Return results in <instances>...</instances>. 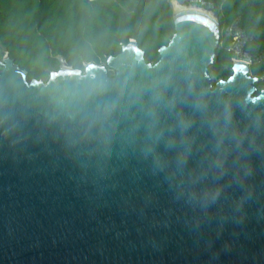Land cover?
I'll use <instances>...</instances> for the list:
<instances>
[{"label": "water", "instance_id": "1", "mask_svg": "<svg viewBox=\"0 0 264 264\" xmlns=\"http://www.w3.org/2000/svg\"><path fill=\"white\" fill-rule=\"evenodd\" d=\"M169 3L156 63L131 40L43 81L4 50L0 264H264V54L214 84L216 0Z\"/></svg>", "mask_w": 264, "mask_h": 264}, {"label": "trees", "instance_id": "2", "mask_svg": "<svg viewBox=\"0 0 264 264\" xmlns=\"http://www.w3.org/2000/svg\"><path fill=\"white\" fill-rule=\"evenodd\" d=\"M213 11L223 31L239 18V27L252 38L246 49L254 56L264 54V0H216ZM174 34L169 0H0V58L8 49L29 79L48 78V70L60 66L58 55L82 71L85 63L101 65L131 40L145 51L147 62L156 63ZM232 43L233 37L222 32L210 67L214 84L233 74ZM254 66L250 69L260 79L256 84L260 91L264 57Z\"/></svg>", "mask_w": 264, "mask_h": 264}, {"label": "rangeland", "instance_id": "3", "mask_svg": "<svg viewBox=\"0 0 264 264\" xmlns=\"http://www.w3.org/2000/svg\"><path fill=\"white\" fill-rule=\"evenodd\" d=\"M197 8H199V7H197ZM201 9H203V10H207L208 12H210L212 15H214V16H216L215 15V13H214V11H213V9H209V8H206V7H200ZM226 30L227 29H225L224 31H223V33L224 34H226ZM230 36H232V35H230ZM234 36V38H233V43H232V45L230 46V49L232 50V51H234L235 50V53L237 52L238 54L240 53L239 51H237L236 50V47H238V42H240V37H239V35H237V34H235V35H233ZM223 41H225V38L223 37ZM242 45L243 46H245L246 45V41H243L242 42ZM237 55V54H236ZM5 56V55H4ZM3 56V57H4ZM2 57V58H3ZM236 60H245V59H241V58H235V61ZM245 61H247L249 64H251L252 62L250 61V60H245ZM89 64V63H88ZM87 63H85L84 64V67H85V69H86V66L88 65ZM60 65H61V63H60ZM101 65H106L107 66V63L105 62V61H102V63H101ZM254 65H256V64H251L250 66H254ZM58 67H60V66H58ZM254 67H256V66H254ZM56 69H58V68H50L48 71V73H49V76H50V73L52 72V71H55ZM85 71V70H84ZM109 71H110V74L111 75H114L115 74V72H114V70H112V69H109ZM250 74L252 75V73L250 72ZM49 79V77L47 78H44L43 79V81H47Z\"/></svg>", "mask_w": 264, "mask_h": 264}, {"label": "flooded vegetation", "instance_id": "4", "mask_svg": "<svg viewBox=\"0 0 264 264\" xmlns=\"http://www.w3.org/2000/svg\"><path fill=\"white\" fill-rule=\"evenodd\" d=\"M241 29H242V28H241ZM242 30H243V29H242ZM229 37H230V35H229ZM231 37L234 38V36H231ZM247 39H248V40L246 41V44H247V42H249L252 38L247 36ZM237 48H238V47H236V50H238ZM246 51L249 52V54H250L252 57H257V56L252 55V54L250 53V51H249L248 49H246V45H245V46L242 45V48H241V50L239 51V52H240L239 54H238L237 52L235 53V50H234V53L237 54V55H236L237 58H240L239 55H240V54H242V55L245 54ZM250 71H251V69H250ZM259 80H260V79H259ZM261 80H264V78L261 79ZM256 84H257V83H256ZM256 84H255V85H256ZM256 87H257V86H256ZM257 88H258V87H257ZM258 89H259V88H258ZM260 91H261V90H260Z\"/></svg>", "mask_w": 264, "mask_h": 264}, {"label": "bare ground", "instance_id": "5", "mask_svg": "<svg viewBox=\"0 0 264 264\" xmlns=\"http://www.w3.org/2000/svg\"><path fill=\"white\" fill-rule=\"evenodd\" d=\"M174 4H175V8H176L177 11H181V10H185L186 9L183 6L178 5L177 3H174ZM194 8L197 9V10H200L201 12H205V13L209 14L208 11H205V10H203L201 8H197V7H194Z\"/></svg>", "mask_w": 264, "mask_h": 264}, {"label": "built area", "instance_id": "6", "mask_svg": "<svg viewBox=\"0 0 264 264\" xmlns=\"http://www.w3.org/2000/svg\"><path fill=\"white\" fill-rule=\"evenodd\" d=\"M195 7H202V6H197V5H195Z\"/></svg>", "mask_w": 264, "mask_h": 264}]
</instances>
